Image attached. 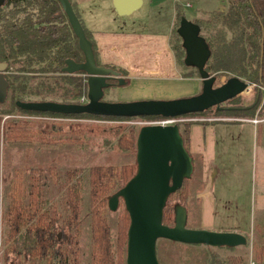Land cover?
<instances>
[{
    "label": "trees",
    "instance_id": "16d2710c",
    "mask_svg": "<svg viewBox=\"0 0 264 264\" xmlns=\"http://www.w3.org/2000/svg\"><path fill=\"white\" fill-rule=\"evenodd\" d=\"M69 2L71 4L70 0ZM2 8H7L10 12L9 10L4 12ZM7 14L10 16L9 21L5 20ZM63 15L56 0H4L0 5V60L7 62L8 66L11 63L16 64L14 69L20 72L14 71L10 76H3L5 81L3 101L8 96L10 107L27 114L125 119L126 117L87 113L33 111L14 105L17 99L31 100L30 95H34L38 100H51L45 99L44 94L47 93L56 97L53 101L77 102L76 99L85 90V77L80 71L75 73L60 71L64 58L75 61L82 58L76 46V38ZM180 15L181 13L176 10L177 22ZM212 17L219 25L210 35L202 36L210 51L204 69L208 73L230 72L248 83L262 85L264 90V0H227L226 11H216V15ZM174 33L176 34L175 30ZM84 34L91 42L93 57L98 64L94 43L85 32ZM176 36L178 37L177 34ZM180 47L179 40L178 48ZM172 49L175 51L174 47ZM34 73L52 79L40 80L28 86L27 80L35 79ZM260 97L264 104V91ZM2 111L7 113L8 110L0 109V112ZM53 122L55 121H52L51 125L55 126L56 123ZM25 123L14 119L12 123L6 122L3 129L5 137L24 143H34L37 146L54 145L62 141L80 144L81 140L75 135L72 138L53 137L55 135H49V130L35 126L27 128ZM189 124L190 122L177 124L186 151ZM114 127L112 132L116 135L115 143L121 150H127L134 145L136 132L133 126ZM10 129L11 132L8 131ZM68 129L76 133L71 124L68 125ZM18 133H21V137ZM256 133L258 136V129ZM193 161L196 171V159ZM134 169L135 166L129 164H121L118 167L94 164L85 170L79 168L66 170L61 177L51 175L48 178L50 183L39 181L35 176L31 178L21 176V182L17 181L16 185L10 187L8 203L3 212L4 264H9L12 258L14 264H125L126 236L123 229L126 231L128 215L124 208L117 212L115 232L112 236L106 215L109 210L106 206V197L120 187L132 175ZM183 180L177 189L167 195L168 197L175 192H181L179 201L181 205L186 201L189 179ZM52 187L56 188L58 196L50 200ZM82 189L87 197V215L83 214L84 218L81 219ZM172 215V208L164 205L161 222L171 225ZM118 219L120 228L116 230ZM82 220H87V233L84 237L81 233ZM251 247L253 261L263 262L264 239L262 238L260 243L254 239ZM242 261L240 256H229L225 264H243Z\"/></svg>",
    "mask_w": 264,
    "mask_h": 264
},
{
    "label": "rangeland",
    "instance_id": "374dc122",
    "mask_svg": "<svg viewBox=\"0 0 264 264\" xmlns=\"http://www.w3.org/2000/svg\"><path fill=\"white\" fill-rule=\"evenodd\" d=\"M72 3L71 6L73 7ZM171 4H174V2L171 1ZM164 9L158 13L157 9L153 8L152 13L149 10L148 15L149 17L152 16L163 21L165 19ZM226 9L227 0H175V26L169 32V37L171 47L175 48L173 52L176 58V64L181 70L194 76L196 74V70L193 67L185 65L182 62L183 50H181V47V49L178 48L180 39L174 33L177 25L176 10L186 19L199 25V33L201 36H208L219 25L213 20L212 15L215 16L216 11L225 12ZM140 10L143 9H137V11L133 12L136 14ZM160 24L162 25V22ZM15 65L14 63L10 64L8 76L14 71H17L14 69ZM34 74L35 79L27 80L28 86L40 80L50 81L52 79L45 77V75ZM210 74L214 75L213 86L219 85L227 77L232 75L230 72H212ZM241 79L244 80L243 78ZM2 85H4V82ZM2 85H0V109H6L8 111H6L7 113L5 111L0 112V264H4L2 255L5 245L2 242L5 230L3 212L8 203L7 195L10 192L11 186L16 185L17 181L21 182V176H24V178L35 176L38 177L39 181L42 180L43 182L50 183L51 181L48 178L51 175L53 177H61L62 173L69 169L79 168L80 170H85L88 166L94 164L109 165L112 167H118L121 164L135 166L134 145L127 150H121L115 143L116 135L113 134L112 129L117 125L123 126V128L133 126L136 132L139 126L146 124L152 118L149 116H132L125 119H111L96 116L66 117L27 114L10 107V98L8 96L3 101L5 86L2 88ZM248 86V89L220 102L218 105H214V107L212 106L196 113L185 114L181 116L179 121L175 122V124L182 122H204L209 119L218 118H256L260 120V122L256 123L257 129L260 130L257 138L248 122L239 120L232 122H211L212 124H216L215 126L223 123L240 124L242 126L231 128L224 125L220 135H217L216 129L217 137H215L214 157L209 161L208 174H205L204 178L205 183L209 184L213 196V226L208 225L204 229L240 233L245 237V243L235 246H215L201 243H184L158 237L154 242V250L156 259L160 264H211L213 262L216 264H225L229 256H240L243 260L242 263L244 264L246 261V264H248L249 259H252V241L255 239L260 243L262 238L264 239V104L260 97L264 90L262 85L248 83ZM198 91L199 89L195 88L188 95L195 94ZM256 93L260 94V96L258 95V102L252 107L253 109L251 108L250 116H247L244 108L253 103V97ZM44 96L45 99L53 100V98H56L51 93L44 94ZM23 97L26 98L28 96ZM29 97L31 100H38L34 95H30ZM141 98H145V96L131 94L128 89H122L119 93H116L111 87L103 88L101 96V100L104 101H127ZM13 119L21 123L26 122L27 128L35 126L47 129L50 132L49 135H55L53 137L69 136L72 138L75 135L81 140L80 144L74 143V141H62L54 145L37 146L34 143H24L11 138L8 139L5 137L3 129L6 122L12 123ZM52 121H55L53 122L56 123L55 126L51 125ZM69 124L76 130V133L68 129ZM8 131L11 132V129ZM19 135L21 137V133ZM196 173L194 171L191 174L192 177ZM185 178L187 180L189 177ZM191 182H194L191 184L192 189L190 191L193 194L203 186L202 181L191 180ZM84 192V190L80 192L81 219L87 215V197ZM190 192L187 194V202L190 198ZM50 193V200L58 196V191H56L55 187L51 188ZM180 195L181 192L179 191L169 195L165 199L164 205L171 207L174 211L177 206H182L179 202ZM197 205L198 202L191 201L188 209L197 211ZM122 209V201L118 199L115 209L108 210L106 213L111 226L110 231L112 236L115 232L116 214ZM120 220L122 223V217ZM120 220L118 219V227H116V230L120 228ZM193 221L194 219H185L183 224L186 227L194 228ZM86 222L87 220H82L81 233L83 237L87 233ZM123 232H125L124 229ZM13 260V258L9 260V264H14ZM253 264H264V261H253Z\"/></svg>",
    "mask_w": 264,
    "mask_h": 264
},
{
    "label": "water",
    "instance_id": "95a60500",
    "mask_svg": "<svg viewBox=\"0 0 264 264\" xmlns=\"http://www.w3.org/2000/svg\"><path fill=\"white\" fill-rule=\"evenodd\" d=\"M67 24L76 38L81 60L64 58L60 68L64 73L81 72L85 77L83 103L53 100H15L14 105L26 110L58 113H87L105 116H179L200 112L210 106L245 90L248 83L231 75L219 85L213 86L214 75L204 69L209 56V47L199 33V25L178 18L175 32L183 50L182 62L193 67L200 80L199 91L195 94L167 99H135L127 101L101 100L103 88L117 85L124 80L118 71L97 64L93 57L91 42L85 36L69 0H56ZM3 0H0V4ZM140 0H112L117 14H125L136 8ZM5 62L0 61V85L5 86L2 72ZM2 83V84H1ZM135 169L132 175L116 190L107 195L106 206L114 210L118 198L128 215L125 231V264H160L155 256L154 242L158 237L184 243L235 246L245 243V237L237 232L212 231L204 228L184 226V207L173 211L171 225L161 222V211L167 195L177 189L191 172V160L183 147L177 124H143L138 127L134 138Z\"/></svg>",
    "mask_w": 264,
    "mask_h": 264
},
{
    "label": "crops",
    "instance_id": "0c3cea01",
    "mask_svg": "<svg viewBox=\"0 0 264 264\" xmlns=\"http://www.w3.org/2000/svg\"><path fill=\"white\" fill-rule=\"evenodd\" d=\"M171 1L174 4H171ZM71 2H73L72 9L75 15L81 20L82 29L85 33L87 32L86 34L94 43L98 64L117 70L124 80L121 85L109 86L116 93L122 89H128L131 94L145 96L141 99H167L187 96L195 88H200L198 76L187 74L176 64L170 44L169 32L175 26V0H140L136 8L125 14H117L112 7L111 0H71ZM153 8H156L158 13L165 8L163 21L149 17L148 12L151 10L152 13ZM137 9L143 10L134 14L133 11ZM238 120L248 122L256 136L257 122H249L240 118L209 119L189 124L186 152L192 160V168L187 176L189 177L187 194L192 189L191 184L194 183L191 180L203 182V186L194 194L190 192L188 202L186 195L185 204L182 205L185 210L184 220L194 219V228L213 226V196L204 178L205 174H208L209 161L214 157L216 129L217 135H220L224 125L231 128L242 126L224 123L215 126L216 124L211 122ZM195 159L197 173L192 177L193 160ZM191 201L198 202L197 211L188 209Z\"/></svg>",
    "mask_w": 264,
    "mask_h": 264
},
{
    "label": "built area",
    "instance_id": "2783aa9c",
    "mask_svg": "<svg viewBox=\"0 0 264 264\" xmlns=\"http://www.w3.org/2000/svg\"><path fill=\"white\" fill-rule=\"evenodd\" d=\"M249 86H247L246 89H248ZM245 89V90H246ZM77 103H83L86 101L85 97V90L78 96L76 99ZM181 116H149L152 117L149 121H147L146 124H158V125H169V124H175V122L179 121L181 119ZM252 122H256V119L252 118ZM248 264H252V260L249 259Z\"/></svg>",
    "mask_w": 264,
    "mask_h": 264
},
{
    "label": "flooded vegetation",
    "instance_id": "af4514ba",
    "mask_svg": "<svg viewBox=\"0 0 264 264\" xmlns=\"http://www.w3.org/2000/svg\"><path fill=\"white\" fill-rule=\"evenodd\" d=\"M3 2H4V0H3ZM3 2H2V3H3ZM2 3H1V4H2ZM1 4H0V5H1ZM2 9L4 10V12H6L7 10H9V9H7V8H2ZM9 12H10V10H9ZM9 18H10V16H8V14H7V15L5 16V20H6V21H9V20H10ZM0 61H1V60H0ZM2 62H3V61H2ZM5 64H6V65H5V68H4L3 72H2L3 76H4V75H7V74L9 73L8 68L10 67V65L8 66V65H7L8 63H7V62H5ZM109 82H111L112 84H116L115 79H113V78L110 79ZM253 84H254V83H253ZM262 88H263V86H262ZM258 94H259V93H258ZM258 94L256 93V95H254L253 99H254V100L256 99V100H255V101L253 100V103H251V104L245 106L244 110L246 111V113H247L246 115H247V116H250V110H252V109H253L252 107H254V106L256 105V101H257V96H258ZM251 108H252V109H251ZM254 119H256V118H254ZM244 120H245V121L252 122V121H251V118H244ZM256 122H260V120H259V119H256ZM261 126H262V124H261ZM258 131H259V133H260V130H259V129H258Z\"/></svg>",
    "mask_w": 264,
    "mask_h": 264
}]
</instances>
